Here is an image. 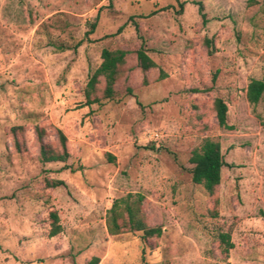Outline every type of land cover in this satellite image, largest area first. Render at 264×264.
I'll list each match as a JSON object with an SVG mask.
<instances>
[{
	"label": "rangeland",
	"instance_id": "374dc122",
	"mask_svg": "<svg viewBox=\"0 0 264 264\" xmlns=\"http://www.w3.org/2000/svg\"><path fill=\"white\" fill-rule=\"evenodd\" d=\"M103 48L128 53L114 95L101 78L87 104ZM263 76L264 0H0V264H264V97L245 95ZM38 129L57 151L62 132L65 162L39 160ZM206 137L229 164L212 193L190 172ZM128 195L160 236L108 233Z\"/></svg>",
	"mask_w": 264,
	"mask_h": 264
},
{
	"label": "trees",
	"instance_id": "16d2710c",
	"mask_svg": "<svg viewBox=\"0 0 264 264\" xmlns=\"http://www.w3.org/2000/svg\"><path fill=\"white\" fill-rule=\"evenodd\" d=\"M183 3L180 2V7ZM199 13L203 22L206 21V16L203 11V6L199 3ZM207 46H210V41L206 40ZM127 51L124 49H109L103 48L101 51V62L90 75L84 90L87 104L97 102L98 85L101 78L104 80L102 89L103 98H111L114 93V84L121 75L122 65L125 63ZM137 65L141 71L145 72L155 66L153 59L147 54L144 46H140L136 50ZM246 99L250 104H256L264 97V76L262 78H251L245 90ZM215 117L220 127L232 130L234 126L227 122V105L225 101L216 97L213 101ZM37 138L39 140V160L42 163L62 161L65 162L68 157V151L65 145V136L59 132V138L62 150L57 151L43 142V130H37ZM192 163L191 179L194 183L200 184L209 193L214 191V188L220 183L221 169L229 164L224 160L221 153L220 143L211 138H204L201 144L192 150L189 158ZM47 185L57 187L64 185L60 179H46ZM143 196L137 195L136 198L130 199V195L125 198H119L113 201L108 209L106 227L108 233L118 234L123 230L140 231L143 239L152 236L161 235L160 226H149L140 209ZM51 226L48 231L50 237L61 231V225L58 221L57 213L50 212ZM218 239L223 244V251L228 253L233 247L228 233H218ZM100 258L92 256L85 264H98Z\"/></svg>",
	"mask_w": 264,
	"mask_h": 264
}]
</instances>
